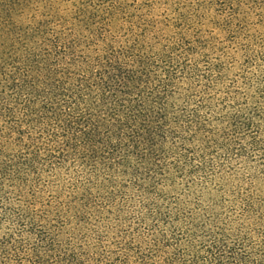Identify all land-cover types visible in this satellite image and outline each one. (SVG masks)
Returning a JSON list of instances; mask_svg holds the SVG:
<instances>
[{
  "label": "trees",
  "instance_id": "16d2710c",
  "mask_svg": "<svg viewBox=\"0 0 264 264\" xmlns=\"http://www.w3.org/2000/svg\"><path fill=\"white\" fill-rule=\"evenodd\" d=\"M250 2L0 0V264H264Z\"/></svg>",
  "mask_w": 264,
  "mask_h": 264
},
{
  "label": "rangeland",
  "instance_id": "374dc122",
  "mask_svg": "<svg viewBox=\"0 0 264 264\" xmlns=\"http://www.w3.org/2000/svg\"><path fill=\"white\" fill-rule=\"evenodd\" d=\"M252 2H250V4L245 3V5H243V9H244V14L246 17V21L248 24V29H250V33L253 35V37L255 38V43L263 44L264 46V26L263 24H261L264 19L260 18L259 14L263 13L264 14V9L262 8L263 5H261V1L260 0H251ZM263 20V21H262ZM207 32H209L210 28H206ZM220 42L222 43L224 42V39H218ZM253 42V43H254ZM229 46L232 47V50L235 49V45L234 44H230ZM241 59V58H240ZM239 60H237L236 63H234V66L238 63ZM239 67V66H236ZM234 71H236V69H232L229 71V73H235ZM243 171H245V176L248 175V172H256V169L253 168V165L251 167H249L248 169H243V167H240ZM252 227V228H251ZM250 229H252L253 231H255L256 233H261L262 236H264V220L261 222V225H252L250 226Z\"/></svg>",
  "mask_w": 264,
  "mask_h": 264
}]
</instances>
